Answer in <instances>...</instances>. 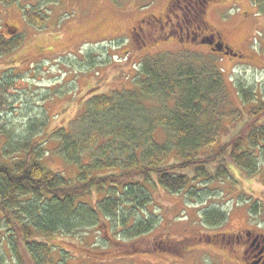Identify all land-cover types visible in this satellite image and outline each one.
Returning a JSON list of instances; mask_svg holds the SVG:
<instances>
[{"label": "rangeland", "instance_id": "1", "mask_svg": "<svg viewBox=\"0 0 264 264\" xmlns=\"http://www.w3.org/2000/svg\"><path fill=\"white\" fill-rule=\"evenodd\" d=\"M174 1L0 2V34L10 36L8 23L23 37L16 50L0 57V79L11 73L16 76L15 83L0 92V126L11 135L10 139L0 135V153L8 140L28 137L31 125L40 123L33 136V141L41 144L40 161L55 172L75 178L78 169L64 161L52 131L69 127L84 110L93 88L100 94L134 88L143 61L151 62L157 55H163L167 67L172 66L169 62L182 67L198 64L207 71L214 67L215 73L216 67L234 114L244 109L239 87H251L259 99H264V0H213L205 6L208 29L219 31L222 40L240 52L239 58L216 54L197 41L174 35L160 37L161 22L167 19ZM32 7H40L47 16L41 29L24 17L25 9ZM252 120L246 115L232 124L224 141L235 139ZM157 139H166L162 128ZM153 197L154 202L148 206L151 214L141 213L148 217L153 214L155 227L142 237L124 238L120 229L107 221L47 241L63 249L68 264H245L240 259V245L234 246L235 236L247 229L264 233V162L251 178L237 172L229 179L204 181L195 195L187 190L172 194L156 187ZM211 210L226 214L225 221L205 223L204 213Z\"/></svg>", "mask_w": 264, "mask_h": 264}, {"label": "trees", "instance_id": "2", "mask_svg": "<svg viewBox=\"0 0 264 264\" xmlns=\"http://www.w3.org/2000/svg\"><path fill=\"white\" fill-rule=\"evenodd\" d=\"M14 1L0 0L5 5ZM203 2L190 0V9ZM24 17L41 29L47 16L32 7ZM22 38L18 32L10 38L0 34V57L16 50ZM162 56L143 61L134 88L107 94L93 88L69 127L52 131L64 161L78 169L75 178L40 161L41 144L33 141L40 123L31 125L28 137L8 140L0 153V264H68L50 238L107 221L124 238L142 237L155 227L153 214L141 212H149L156 187L195 195L204 181L229 179L237 172L248 178L258 174L264 162V99L251 87H239L244 109L234 114L216 67L217 74L214 67L207 71L198 64L169 62L167 67ZM11 74L0 79V92L15 83ZM246 115L253 120L235 139L224 141L232 124ZM159 128L166 134L163 142L157 139ZM0 135L11 138L3 126ZM225 219L215 210L203 216L209 225Z\"/></svg>", "mask_w": 264, "mask_h": 264}, {"label": "flooded vegetation", "instance_id": "3", "mask_svg": "<svg viewBox=\"0 0 264 264\" xmlns=\"http://www.w3.org/2000/svg\"><path fill=\"white\" fill-rule=\"evenodd\" d=\"M213 0H204V4L199 6L196 10L190 9V0H176L169 9V14L161 25L160 37H170L174 35L182 40L194 41L196 43H202L207 47H210L212 52L216 54H228L232 50L237 54L233 57H241L240 52H237L231 45L222 40L221 33L214 32L208 29L207 22L204 18V11L207 2ZM7 32L10 37H13L16 27H11L10 24H6ZM141 28V25H139ZM142 29V28H141ZM168 29L165 33L164 30ZM170 29V30H169ZM13 30V31H12ZM2 32V29H0ZM4 35V32L2 33ZM7 37V36H6ZM234 240V246L240 245V259L245 264H264V233L254 232L252 229H247L236 235Z\"/></svg>", "mask_w": 264, "mask_h": 264}, {"label": "water", "instance_id": "4", "mask_svg": "<svg viewBox=\"0 0 264 264\" xmlns=\"http://www.w3.org/2000/svg\"><path fill=\"white\" fill-rule=\"evenodd\" d=\"M228 54H232V55H237L236 53H234V51L232 50L231 52H228Z\"/></svg>", "mask_w": 264, "mask_h": 264}]
</instances>
